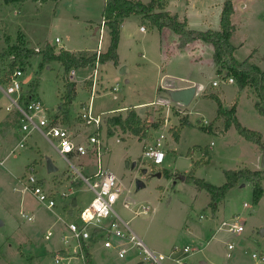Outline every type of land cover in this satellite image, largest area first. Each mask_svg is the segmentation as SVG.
<instances>
[{
	"label": "rangeland",
	"instance_id": "obj_1",
	"mask_svg": "<svg viewBox=\"0 0 264 264\" xmlns=\"http://www.w3.org/2000/svg\"><path fill=\"white\" fill-rule=\"evenodd\" d=\"M181 1L187 3V0ZM33 2L38 3L37 0ZM42 2L44 3L37 6L26 2L20 16H15L17 4H11L8 11L9 18L13 22H19L21 28L30 35L33 48L47 42L55 45L53 47L57 52L64 47L72 51L98 48L97 38L92 40L84 37V21L75 22L69 13L64 18H59L60 10L54 0ZM222 2L223 0H194L189 17L196 18L194 28L197 31L220 27ZM233 4L235 13L232 22L236 31L232 42L239 48L235 53L236 60L244 62L252 56L250 62L264 71V0H233ZM77 8L81 9L79 6ZM94 12L96 15L92 18L100 20L96 10ZM133 23L136 24L129 27L132 31V43L126 44L121 53L126 73H122L114 65L103 69L98 67V79H103L107 90L99 92L93 100L94 113L106 115L119 109L123 105V99L126 100L124 104L128 105L153 103L139 112L130 108L145 121L144 125L148 130L145 140L140 141L136 136L119 129L115 130L112 138H107L111 152L103 157L104 167L119 178L123 192L116 211L145 245L158 254L169 256L174 246L183 249L203 244L201 252L188 258L182 251L176 253L173 258L181 260L180 264H200L201 261L207 264H262L257 263L252 254L264 251V237L261 236V230L264 229V199L260 204H254L252 184L246 182L245 187L238 185L231 189L219 204L218 212L214 213L209 207L210 194L199 190L194 183L181 180V176L177 174L181 171L187 176L194 172L195 177L221 187L226 183L224 171L245 167L254 170L257 153L262 149L243 138L235 126L226 130L225 118L218 116L214 94L212 98L197 96L190 106L185 107L170 99L169 90L174 87L173 82L165 84L174 78L179 83L187 76L207 78L205 80L210 83V80L219 81L220 85L212 91L222 98L228 108L221 102L222 105L230 109L238 104L236 116L240 123L260 132L264 140V117L255 108L257 96L254 89L246 88L241 91L236 81L229 84L227 78L221 79L220 76L226 72L218 74L214 55L211 68L190 64L187 61L188 55H176L164 61L158 31L143 34L139 32L140 23ZM96 24L91 28L92 31L89 27L87 30L93 32L98 26ZM56 38L61 39L60 45H56ZM106 42L107 37L104 39V47ZM172 44L174 49L177 48L175 43ZM15 48L19 50V47ZM25 51L26 48L23 52ZM40 63L42 58L39 56L34 57L31 65L23 63L25 77L30 80L29 87L32 88L34 82L38 83L35 96L42 100L51 116L63 112L64 108L66 116L74 121L81 113V104L90 102V91L85 89L84 83L87 82L85 80L88 75L94 73L96 66L76 70L73 83L78 84V95L73 104L66 107L59 96L64 91V67L59 62H52L41 69ZM69 76L70 73L67 76L70 81ZM210 76L212 79H208ZM116 86L117 92L113 90ZM115 97L122 99L115 100ZM127 115L128 111L125 117ZM184 120L191 121V125L182 129L181 140L177 142L174 139L175 129ZM202 120L208 121L210 126L204 127ZM19 122L18 120V124ZM158 122H164V125L154 131L153 125ZM72 127L80 141L87 142L88 136L95 133L94 126ZM162 133L167 136L163 148L167 157L163 165L154 167L142 159L144 146L154 143ZM105 135L106 132L103 131V136ZM21 138L19 135L10 143L16 145ZM117 139H120V143ZM6 141L9 142V139ZM191 150L195 152L192 153ZM205 150L208 155H205ZM48 159L58 168L57 172L49 173ZM203 159L207 163L195 168V164ZM71 163L72 165L42 133L34 132L27 139L25 148L16 151L6 166L0 167V264H56L55 256L64 253L61 250L66 247L63 243L64 236L69 235L67 225L78 221L80 210L94 199V192L83 177L93 181L97 168L96 158L90 155L73 157ZM133 163L137 164L135 168ZM31 166L35 170L32 174L40 181L41 188L56 199L53 209L40 202L32 192L25 190L30 176L28 167ZM145 169L148 171L146 175L143 173ZM158 173L162 177H156ZM73 180L75 182L70 184ZM138 181L144 182L145 187L138 189ZM71 185L80 186L73 196L78 201L77 207H71L73 199L68 191ZM125 198H128L131 210L123 207L122 201ZM144 208L147 209L146 214L143 213ZM23 212L33 216L35 220L28 222L23 219ZM236 217L244 224L245 232L237 237L230 236L225 230L216 233L223 221L228 222ZM49 231L53 232V236L46 240ZM232 243L235 244V250L232 257L227 258L228 245ZM127 247L126 257L120 258L116 250H107L98 244L91 249L92 263L151 264L136 246ZM71 264H86V261L72 259ZM164 264L177 263L166 260Z\"/></svg>",
	"mask_w": 264,
	"mask_h": 264
},
{
	"label": "built area",
	"instance_id": "obj_2",
	"mask_svg": "<svg viewBox=\"0 0 264 264\" xmlns=\"http://www.w3.org/2000/svg\"><path fill=\"white\" fill-rule=\"evenodd\" d=\"M141 31L145 32L146 28L141 27ZM55 43L56 45H60L61 39L56 38ZM52 46L56 47L55 45ZM35 51L41 52L42 50L36 48ZM96 53L98 56L101 54L99 50ZM15 59L13 56L12 60L14 61ZM98 67L99 64H96L94 73L90 75L94 86L99 80ZM75 77L76 72L71 71L69 76L70 81L73 82ZM220 78H227L229 84L235 83L233 77H227L225 74L220 76ZM219 85V81L213 82L214 87H218ZM29 86L30 83L25 81L23 64L19 63L9 76L6 92L10 96H16L12 107L20 115V131L24 136L28 137L33 130L41 132L54 144L59 153L71 165L73 157L81 158L90 155L96 158L97 168L96 173L93 175L94 180L90 181L89 178L83 177L87 185L94 192V199L89 205L80 210L78 221L67 225L69 235L64 236L63 239L66 247L64 250H61L64 252L63 254L59 253L55 256V263L71 264L72 259L86 261L87 252L90 254V250L98 244L107 250H116L120 258L126 257L127 246H136L145 255L144 259L151 264H163L166 258H173L176 253L181 251L184 253L193 252V249L190 247L182 249L179 246H174L169 256L152 251L116 211V205L122 200L123 196V192L120 189V180L111 170L105 168L103 163L104 155L109 153L111 149L107 141L108 126L106 122L107 118L112 117H106L107 115L93 116L91 105L88 110L84 109L81 111L78 119L86 127L94 126L95 133L88 136L87 142L80 141L76 133L57 124V120L54 116L50 115L41 99L37 98L34 94H28L31 91V87ZM115 90L117 91L118 89ZM95 93L96 90H93L92 96ZM23 97L28 99V103L24 106L21 104ZM116 112L112 111L111 113L115 114ZM202 125L208 127L210 123L202 120ZM103 127L106 129L105 137L103 136ZM166 140L167 136L162 133L154 143L146 144L142 159L148 161L154 167L163 165L167 157L163 149ZM21 146L23 147L24 145L21 144ZM0 164H2L1 160ZM76 171L79 172L77 169ZM29 172L30 176L25 185V190L32 192L40 202L46 203L49 209H53L56 206V199L52 198L49 192L47 193L41 188L40 181L32 174L35 172L33 166L29 167ZM122 204L124 208L132 209L128 198L123 199ZM143 213H147L146 208H144ZM21 217L28 222L35 220L33 216L25 212L21 214ZM238 220L239 218L236 217L232 222H225L222 226L232 233H242L244 225L239 224ZM52 236L53 232L49 231L45 239L50 240ZM233 248L234 245L229 246V249ZM252 257L257 263L264 264V251L253 253ZM173 259L180 262L178 259Z\"/></svg>",
	"mask_w": 264,
	"mask_h": 264
},
{
	"label": "trees",
	"instance_id": "obj_3",
	"mask_svg": "<svg viewBox=\"0 0 264 264\" xmlns=\"http://www.w3.org/2000/svg\"><path fill=\"white\" fill-rule=\"evenodd\" d=\"M234 13L235 9L233 0H225L221 14L220 31H196L188 29L186 23L180 22L177 15H172L170 12L166 11L165 0H151L147 4L143 3L141 0H106L103 10V21L111 38L107 52L101 53L99 56L97 53L77 55L76 53L64 49L57 52L56 48L51 44H47L45 49L41 52H36L33 49L25 52H16V61L10 65V72L12 73L19 63L34 56L42 57V63L40 64L41 69L45 68V66L52 62L61 63L65 70L66 89L63 96V100L65 101L63 105L68 107L76 98V83L70 82L67 78L70 71L95 67L96 64L104 65L108 62H113V64L118 67L119 56L117 49L120 41L121 26L126 18L131 16H141L144 21H148L151 26L157 27L159 30L169 29L173 31L178 36V47L180 49H184L188 45L197 41L211 44L214 49V62L218 66V74L226 72L225 75L227 77H233L241 91L246 88L254 89L257 96L255 108L259 114L264 117V71L258 66L252 64L250 58L246 59L244 62H238L236 60V47L231 41L233 34L236 31L232 22ZM38 86V83L34 82L31 91L28 94L35 95ZM214 98L218 105V116L225 118L226 130L235 126L236 130L243 138L257 144L262 149V146H264L263 135L260 132L248 129L240 123L236 116L237 104L233 105L230 109H226L222 105L220 99L217 97ZM27 103L28 99L23 97L21 100L22 106ZM144 122L145 121L141 119L134 109H130L126 117L118 115L107 119L108 136L109 138H112L115 132L114 128H116L115 130L119 129L123 133H130L133 136L138 137L140 141H143L148 137V130L145 128ZM163 125L164 122L161 124H159V122L155 123L153 125L154 131L159 130ZM189 125H191V122L184 120L181 123V126L176 127L174 133V139L176 141H179L180 139L181 130ZM205 155H208L207 150H205ZM203 160L198 161L195 164V168L207 163V161ZM177 174L180 176L185 175L181 172ZM224 174L226 183L221 187H216L205 182L203 179L195 177L194 172L185 176V181L188 183H194L199 190H205L210 194L211 202L209 207L214 213L217 212L219 204L224 200L227 193L231 189L237 187L241 181L252 184L254 204L258 205L261 202L264 197V169L253 171L245 167L235 170H226L224 171ZM86 264H92V256L88 252L86 255Z\"/></svg>",
	"mask_w": 264,
	"mask_h": 264
},
{
	"label": "crops",
	"instance_id": "obj_4",
	"mask_svg": "<svg viewBox=\"0 0 264 264\" xmlns=\"http://www.w3.org/2000/svg\"><path fill=\"white\" fill-rule=\"evenodd\" d=\"M17 1H19V0H16L14 2H11L9 0H0V160L2 161V164H0V167H5L8 160L15 155L16 151H18L19 149L25 148L26 141L32 135V133L39 132V131L33 130L28 137H25L24 134L20 131V122L18 124V120L20 121V115L12 107V105L14 103V99H16V96H10L6 92L7 83L9 80V76L11 74V72H10L11 66L10 65L16 61V59L13 61L12 57L14 56L16 58V52H21L25 48L27 50H30V49L35 50L36 48H39L43 51L47 44L53 45L52 43L47 42L41 46H36L35 48H33L31 46L32 43H31L30 35L27 32H25L23 30V28H21L22 26H20L19 22H17V21L13 22L9 18V14H8V11L10 9L9 7L11 6V4H17L18 5L17 9L14 11H15V16H20L22 13L21 11L23 10V7H24L26 2L31 3L32 5H35V6H37L38 4H42L44 2H42V0H37L38 3L33 2L35 0H25L24 2H17ZM91 1H92V3H91ZM141 1L145 4H147L151 0H141ZM54 2L58 5V9L60 10L59 18L60 17L64 18L66 16V14L69 13L70 18L73 19L75 22L84 21L85 22L84 25L86 28V31L84 33V37L86 39H92V40H95L97 38V41H98V48H91V49H85V50L81 49L78 51L67 50L65 47L61 48V49H64V50L72 52V53H76L77 55L83 54V52H89V53L93 54V53H96L98 50L101 53L107 52V50L110 46L111 38H110L109 32L107 31V28L105 27V24L103 21V10H104L105 4H106V0H54ZM193 2H194V0H187V3H183L181 0H165V8H166V11L170 12L172 15H177L180 22H183V23L185 22L187 24L188 29L197 31L198 29L194 28L196 18L195 17H192V18L189 17V12L191 10V6H192ZM224 2H225V0H223L222 5H221L222 11H223ZM78 6L81 9L77 8ZM95 10H96V13L98 14V17H100V20H98V21L94 20L95 18L94 19L92 18L94 15H96L94 12ZM222 11L220 13V23H221ZM136 21H137V23H140L139 24L140 25V27H139L140 33L145 34L148 31L152 32V33H154L155 31H158L159 36H160V51H161L162 59H164V61L165 60L168 61L169 59H171L173 56H176V55H178L179 57H181L183 55H188L187 61L190 64H193L194 66L198 65V67L200 66V68L204 67L205 65H206V67L211 68L210 66H211V64H213L212 55L214 54V49H213V46L211 44H207V43L202 42V41H197L196 43L188 45L184 49H180L178 47V36L177 35L173 34V32L169 29L159 30L157 27L151 26V24L148 21H144L141 16H131L129 18H126L123 25L121 26L120 41H119V45H118V49H117V53L119 56V66L116 67L113 64V62H108L107 64L99 65V67H101L103 69V68H106L108 65H114L116 67V69H121L122 73H126L127 68H124V60H123L121 53H122V50L124 49V46L126 44L128 45V44L132 43V41H131L132 31L130 30L129 27L131 25L136 24V23H133ZM95 23H97L96 25H98V26L94 29L93 32H89L87 30L88 27L90 28V31H92L93 29H91V28H93ZM19 27H20V29H19ZM141 27H145L146 31L142 32ZM220 27H221V24H220ZM220 27L218 29H215V30L214 29H206V30L207 31L208 30L220 31ZM206 30H203V31H206ZM106 37H107V42H106V46L104 47V44H105L104 39ZM233 37H234V34H233ZM233 37H232L231 41H233ZM172 43H175V46L177 48L174 49V46ZM101 45H102V47H101ZM233 45L236 47V52H237V50L239 48L235 44H233ZM15 47H19V50H17ZM7 50H9L8 54L6 53ZM212 50H213V52H212ZM205 54L207 56H205ZM34 57H38V56H34ZM34 57L27 59V60H24V62H22L21 64L25 63L26 65H31ZM39 57H40V59L42 58L41 56H39ZM249 58H250V60L253 59L252 56ZM71 71L76 72V70H71ZM164 71L165 70H162L163 73H165ZM214 71L216 72V69H214ZM90 75H88L87 80H86L87 82L84 83V87L86 90L90 91L89 93H90L91 98H90L89 103L84 102L81 104V111H83L84 109L88 110V108L91 105V110H92L93 116L97 117L100 115H106V113L95 114L93 111V107H94L93 106V100H94V98L96 97V95L99 92L107 90L104 87V81H103V79H99L97 81L96 85L94 86L93 80L90 78ZM205 79H207V78H205ZM205 79L193 77V76H187L186 78H182L181 79L182 81L181 82L179 81V83H176L175 78H174L172 81H168L167 84H165V85H169V82H173L174 87L171 90H169V93H170V91H174V90L196 87V95H195L194 99L197 96L212 98L213 97L212 95L214 94L215 95L214 97L217 96V98L220 99V101L225 105L226 103L223 102L222 98L220 96H218L217 94H215V92L212 91L213 88H217V87L213 86L214 81L210 80L211 81V83H210L208 80H205ZM208 79H212V77L210 76ZM25 81L27 83H30V80L27 77H25ZM165 85H163V86H165ZM115 89H118V86L113 88V90L115 92H117L118 90L116 91ZM93 90L94 91L96 90V93L94 96H92ZM65 91H66V89H65V84H64V91H62V93L59 94L60 99H61L63 104L65 102L63 100V96L65 94ZM77 95H78V84H76V98H77ZM214 97H213V99L215 100ZM121 99H122V97H115V100H121ZM194 99H193V101H194ZM125 101H126L125 99H123L121 101V103L123 105L119 109L112 110V111H117L115 113L116 115H111L112 113L109 112L107 114V116L111 115V117H115L118 115H122L123 117H125L126 112L129 111L130 108H132V107L134 109H136L137 112H139L140 110H142V108H145V106H150L153 104V103H144V104H139V105H128V104H124ZM73 102H72V104H73ZM141 106H143V107H141ZM225 107H226V105H225ZM226 108H228V107H226ZM60 110L62 111L61 107H60ZM66 113L67 112L64 111V108H63V112H61V113L59 112L54 116L55 119L57 120V124L60 126H63L64 128H67L71 132L75 133V131H73L72 126H77L76 128H78V125H83V123L78 118L75 119L74 121H71L68 118V116H66L67 115ZM236 114H237V106H236ZM215 121H217V119H215ZM105 130L106 129L103 127V131H105ZM19 135L22 136L21 140L16 145L11 144L10 142L13 141L14 138L19 136ZM181 135L182 134L180 133L179 141L181 140ZM7 138L9 139V142L6 141ZM107 138L109 139V136ZM179 141H177V142H179ZM117 142L120 143V139H117ZM21 144H23L24 146L22 147ZM108 144H109V142H108ZM110 152H111V149H110ZM194 152L195 151H192V153H194ZM261 159H262V151L257 153L256 167L254 170L253 169H251V170H253V171L262 170ZM179 172H181V171H179ZM74 182L75 181L73 180L70 182V184L74 183ZM245 183H246L245 181H241L239 183V185H241L242 187H245L246 186ZM79 187H76V186L72 187V185H71V187L68 189L69 196H71L72 199H73L75 190L78 189ZM263 199H264V197H263ZM263 199L261 200V202L263 201ZM74 202H75V205H74ZM77 205H78L77 199H73L71 207H77ZM66 208H67V206H66ZM218 210H219V207H218ZM218 210H217V212H218ZM202 219H203V216L200 217V220H202ZM234 219H232L231 221H228V222L223 221L221 223L220 227L217 229L216 233L219 231L225 230V231H227L228 234H230V236L237 237L240 234H242L243 232H245V226H244V231L242 233H232V232L228 231L227 228L222 226L223 223H225V222L230 223ZM239 224H242V223L239 222ZM190 233H191V231H190ZM230 245H234V248L229 249ZM186 247H189V246H186ZM191 248L193 249V252H190V253L182 252L184 255H186L187 258L190 256H193L195 253L201 252L204 249L203 244H199V245L193 246ZM228 250H229V253L227 254V258H231L232 252L235 250V244H233V243L229 244ZM90 254H91L92 260H93L92 250H90ZM160 254H162V253H160ZM166 260H172L173 262H175L177 264L181 263V260H180V262H177L173 258H166ZM83 261H85V260H83ZM200 264H207V263L201 261Z\"/></svg>",
	"mask_w": 264,
	"mask_h": 264
},
{
	"label": "water",
	"instance_id": "obj_5",
	"mask_svg": "<svg viewBox=\"0 0 264 264\" xmlns=\"http://www.w3.org/2000/svg\"><path fill=\"white\" fill-rule=\"evenodd\" d=\"M196 95V87H190L186 89H180V90H174L170 91L169 96L171 101L174 103H178L182 106H189L191 102L193 101L194 97ZM262 159H261V167L264 169V146H262ZM136 163H133V168L136 167ZM127 166L129 167V163H127ZM48 171L49 173H55L58 171V168L53 164V162L48 159ZM143 173L146 175L148 171L145 169L143 170ZM156 177H162L161 173H158L155 175ZM181 180L185 181V176L180 177ZM138 189H142L145 187V183L142 181L137 182ZM75 205V202H74ZM261 236L264 237V229L261 230Z\"/></svg>",
	"mask_w": 264,
	"mask_h": 264
}]
</instances>
